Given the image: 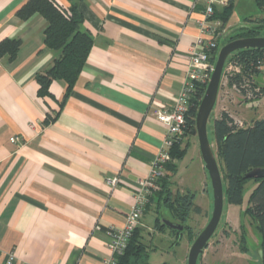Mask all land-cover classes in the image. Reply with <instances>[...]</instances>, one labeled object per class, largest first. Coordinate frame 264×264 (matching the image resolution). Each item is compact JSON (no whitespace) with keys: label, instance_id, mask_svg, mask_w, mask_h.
Wrapping results in <instances>:
<instances>
[{"label":"crops","instance_id":"0c3cea01","mask_svg":"<svg viewBox=\"0 0 264 264\" xmlns=\"http://www.w3.org/2000/svg\"><path fill=\"white\" fill-rule=\"evenodd\" d=\"M27 1L0 0V43H20L14 57L0 58V264H103L112 256L108 229L123 228L163 147L154 112L181 90L205 0H53L78 4L92 46L72 88L52 81L46 96L36 76L56 53L44 46L42 17H16ZM237 1L228 2L232 12ZM232 12L225 39L251 27L228 25ZM145 217L138 226L146 228Z\"/></svg>","mask_w":264,"mask_h":264},{"label":"trees","instance_id":"16d2710c","mask_svg":"<svg viewBox=\"0 0 264 264\" xmlns=\"http://www.w3.org/2000/svg\"><path fill=\"white\" fill-rule=\"evenodd\" d=\"M221 13L214 9V19L219 20L223 29L232 12L231 2ZM257 9L264 15V0H255ZM33 15H39L46 22L44 30V46L56 53L52 65L42 74L36 76L39 86V96H46L47 89L52 81L66 83L70 90L79 76L85 60L92 46L91 38L82 34L79 30L82 23V15L78 10V4L72 3L68 9L59 7L53 0H28L17 12L16 17L25 21ZM238 34L228 36L226 43L259 35V29L252 27H240ZM20 46L17 40H3L0 43V58L2 56L14 57ZM216 56L210 58L214 64ZM237 68V72L226 75V85L234 88L243 98L249 95L258 98L264 95V91H256L257 86L254 77L264 73V49L239 50L232 53L227 60ZM226 60L225 65L228 63ZM206 85H197L190 107L186 114V127L183 137L191 134L195 127V116L199 103L205 92ZM260 89V88H259ZM50 120L47 119L46 123ZM213 136L217 152L215 155L219 167L224 199L229 206H240L243 200L244 186L253 181L256 186L251 190L248 198L245 214L255 223L260 236V264H264V177L245 179L244 175L253 170H264V117L253 120L250 124L239 127L234 119L225 111H221L218 118L213 121ZM182 137V139H183ZM182 139L173 144L169 150L171 161L165 165L164 176L158 180L159 191L152 192L148 196V202L144 213L153 202L163 201L165 209L172 219L161 216L157 223L159 227L166 228L161 219H168L186 227L185 223L191 213L199 215L201 209L193 204L194 195L186 191L183 195H172L170 185L176 175L177 161L186 151L182 148ZM225 185V186H224ZM168 229V228H166ZM169 230V229H168ZM182 232H173L180 235ZM177 241V239H176ZM175 241L174 244H177ZM148 246L139 228H135L121 256L116 264H148Z\"/></svg>","mask_w":264,"mask_h":264},{"label":"rangeland","instance_id":"374dc122","mask_svg":"<svg viewBox=\"0 0 264 264\" xmlns=\"http://www.w3.org/2000/svg\"><path fill=\"white\" fill-rule=\"evenodd\" d=\"M236 5L238 6L232 12L228 25L233 26V28L236 27L235 29L240 25L257 27L259 35L263 36L264 15L260 16L254 5V0H238ZM250 15L254 19L252 23L245 21V18ZM224 30L227 31V28L224 27ZM234 33H232L233 37L238 34L237 32ZM226 41L225 38L220 39L217 55L219 50L226 44ZM227 61L228 63L223 69L217 100L206 128L209 144L215 154L217 149L213 136V121L221 111H227L231 117L236 118L244 125H248L252 119L259 120L264 117V95L247 100V98L239 95L234 88L227 87L226 75L235 72L231 61L229 59ZM254 82L257 88H260L259 90L264 91V73L255 76ZM182 142V146L186 151L184 156L177 161L176 175L172 180L173 184L170 185V190L172 195L175 196L177 193L183 195L186 192L184 190L189 188L191 193L195 195L193 204L201 209V213L199 215L190 214L189 219L183 223L186 230H183L177 238L176 234L171 236L168 229L159 227L157 224L159 223L157 220L161 216L172 219L165 209L163 201L160 200L159 203L155 201L150 204L145 213L148 217L144 219L147 226L146 228L139 226L144 242L148 246V264H187L189 249L208 224L212 214V189L209 178L206 183V193L204 191L205 187L202 185V160L197 136L189 134L183 137ZM255 186L256 183L253 181H249L244 186L243 200L240 206H229L225 199L223 200L219 224L202 255L198 257L196 264H260V236L255 223L245 214L249 194ZM175 241L177 244H174Z\"/></svg>","mask_w":264,"mask_h":264},{"label":"built area","instance_id":"2783aa9c","mask_svg":"<svg viewBox=\"0 0 264 264\" xmlns=\"http://www.w3.org/2000/svg\"><path fill=\"white\" fill-rule=\"evenodd\" d=\"M228 2L229 0H205L203 20L199 24L200 34L189 49L188 65L181 90L172 106L160 108L154 112L155 119L166 129L163 147L153 160L148 176L138 183L134 203L126 216L123 228L108 229L109 242L106 247L112 256L103 264H116L117 258L126 249L132 233L142 219L148 196L159 189L158 180L164 176L165 165L171 161L169 150L184 135L186 114L197 85L207 86L214 69V64L210 62V58L213 54L217 55L220 39L224 37V30L221 28L220 21L214 19V8L216 5L227 6ZM234 71L237 72V68L234 67ZM256 91L259 89L257 88ZM250 98L252 97L249 95L247 99ZM234 122L239 127L244 126L235 119ZM10 141L17 143L19 139L13 137ZM108 183L114 187L117 184V179L109 180ZM12 259L13 257H10L9 263Z\"/></svg>","mask_w":264,"mask_h":264},{"label":"water","instance_id":"95a60500","mask_svg":"<svg viewBox=\"0 0 264 264\" xmlns=\"http://www.w3.org/2000/svg\"><path fill=\"white\" fill-rule=\"evenodd\" d=\"M247 49H264V37H253V38H242L230 41L226 43L218 52L214 69L211 74L210 80L206 86L203 97L197 108L195 116V127L191 131V135H196L198 140L200 157L210 181L212 189V214L208 224L197 236V238L192 243L188 255L187 264H196L199 256L202 255L204 249L206 248L210 238L214 234L223 209L224 200V189L223 183L219 171L218 164L216 162L215 155L211 149L207 138V123L210 114L215 106L218 91L221 84L223 69L227 58L234 52L239 50ZM264 177V170H253L246 175L245 179H254ZM163 225L173 232H182L184 226L168 219H161ZM260 255V252H259ZM260 258V256H259Z\"/></svg>","mask_w":264,"mask_h":264}]
</instances>
